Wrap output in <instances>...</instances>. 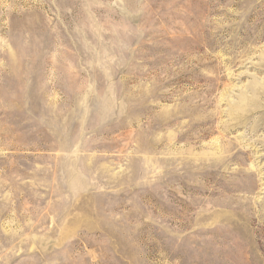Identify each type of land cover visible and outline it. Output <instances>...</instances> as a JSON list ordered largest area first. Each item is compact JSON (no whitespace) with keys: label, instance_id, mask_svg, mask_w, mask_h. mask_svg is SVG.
<instances>
[{"label":"rangeland","instance_id":"374dc122","mask_svg":"<svg viewBox=\"0 0 264 264\" xmlns=\"http://www.w3.org/2000/svg\"><path fill=\"white\" fill-rule=\"evenodd\" d=\"M0 264H264V0H0Z\"/></svg>","mask_w":264,"mask_h":264}]
</instances>
